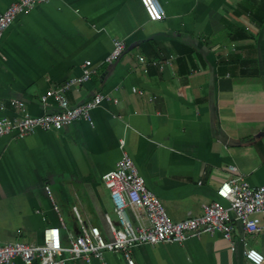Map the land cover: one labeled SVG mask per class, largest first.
Returning a JSON list of instances; mask_svg holds the SVG:
<instances>
[{
    "label": "crops",
    "instance_id": "0c3cea01",
    "mask_svg": "<svg viewBox=\"0 0 264 264\" xmlns=\"http://www.w3.org/2000/svg\"><path fill=\"white\" fill-rule=\"evenodd\" d=\"M13 1L0 0V12ZM159 1L166 15L149 21L139 0H49L5 30L0 116L12 114L14 98L42 112L41 95L78 76L84 59H103L114 38L126 46L65 93L70 105L96 92L118 98L94 108L91 122L0 138V243H40L58 213L77 232L74 201L109 237L105 213L116 218L101 176L119 159L120 138L172 220L201 214V204L213 200L229 176L228 164L251 185L264 184V0ZM152 59L167 61L160 68ZM49 101L47 111L58 109L53 97ZM243 237L264 257V229L250 236L238 222L233 248L214 233L142 244L130 255L134 264H253L244 257ZM103 262L127 264L110 252L94 260Z\"/></svg>",
    "mask_w": 264,
    "mask_h": 264
},
{
    "label": "built area",
    "instance_id": "2783aa9c",
    "mask_svg": "<svg viewBox=\"0 0 264 264\" xmlns=\"http://www.w3.org/2000/svg\"><path fill=\"white\" fill-rule=\"evenodd\" d=\"M49 0H14L0 12V41L5 30L12 25L20 14L30 12L34 7ZM149 21L162 20L166 13L159 0H139ZM123 38H114L111 49L98 62L84 59L80 64L81 73L49 88L41 95L43 111L33 113L25 102L19 98L9 101L12 114L0 116V138L11 135L16 138L33 134L38 129L45 131L60 130L74 121L91 122L92 110L118 98L105 92H96L83 103L70 105L66 91L88 82L100 65L112 63L125 49ZM141 63L143 56H138ZM163 61L152 59L151 63L162 67ZM131 91L139 95L141 89L132 87ZM56 100L58 109L47 111L49 98ZM6 104L0 102V110ZM46 109V110H45ZM121 151L114 167L101 176L108 190L111 208L116 220L105 213L109 237L91 224L86 218L79 202L71 204V211L76 221L78 232L68 227L58 213V222L43 228L40 243L7 241L0 243V264H65L70 260H83L85 264H94L102 260L106 252L120 253L127 264H134L130 252L142 244H159L162 242L180 243L201 234L220 233L233 248L234 222L241 224L245 234H259L264 229V184L251 185L234 164H228L229 176L215 190V198L201 204L202 212L180 220H172L167 215L161 201L146 185L133 158L124 148L125 141H118ZM47 188V187H46ZM55 212L57 206L52 205ZM244 257L253 264H261L263 254L254 247L247 246L242 238ZM102 264H106L103 262Z\"/></svg>",
    "mask_w": 264,
    "mask_h": 264
},
{
    "label": "rangeland",
    "instance_id": "374dc122",
    "mask_svg": "<svg viewBox=\"0 0 264 264\" xmlns=\"http://www.w3.org/2000/svg\"><path fill=\"white\" fill-rule=\"evenodd\" d=\"M62 215H63V217H64L65 222H66V223H69V219H68L67 215H66V214H63V213H62Z\"/></svg>",
    "mask_w": 264,
    "mask_h": 264
},
{
    "label": "water",
    "instance_id": "95a60500",
    "mask_svg": "<svg viewBox=\"0 0 264 264\" xmlns=\"http://www.w3.org/2000/svg\"><path fill=\"white\" fill-rule=\"evenodd\" d=\"M78 232V231H77Z\"/></svg>",
    "mask_w": 264,
    "mask_h": 264
}]
</instances>
